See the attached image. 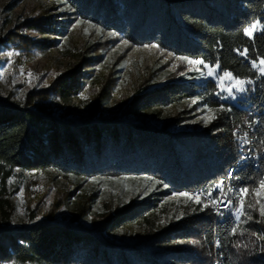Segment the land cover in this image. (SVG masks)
<instances>
[{"label":"trees","instance_id":"trees-1","mask_svg":"<svg viewBox=\"0 0 264 264\" xmlns=\"http://www.w3.org/2000/svg\"><path fill=\"white\" fill-rule=\"evenodd\" d=\"M56 1L63 18L56 23L43 16L30 29L60 38L34 43L16 32L10 41L45 50L66 38L75 43L77 55L72 67L45 88L29 91L22 103L0 97V170L49 169L80 181L142 176L161 181L162 188L141 200L103 205L92 220V201L73 208L69 217L56 216L61 207L55 205L28 224L10 226L3 220L0 259L22 264H264V239L261 249L240 253L237 233H231L234 217L217 218L211 206L201 210L197 204L177 219L157 221L164 197L206 192L227 174L241 154L238 133L247 121L254 151L264 149V75L250 63L264 58V0ZM254 22L260 29L249 38L243 30ZM83 25L94 29L88 36L98 27L103 29L98 35L106 38L79 41ZM108 32L132 46L155 44L176 56L219 61L221 70L254 83L231 100L221 98L211 77L195 82L150 75L121 86L95 80V66L113 41ZM245 48L250 59L237 51ZM90 88V109L77 116L71 110L57 115L46 101L51 95L67 101ZM191 99L198 100L195 108L213 109L215 119L185 126L186 110H174ZM221 105L230 110L221 111ZM263 171L264 162L261 167L244 164L234 174L233 187H257ZM3 204L0 200L1 210ZM247 227L264 236V223Z\"/></svg>","mask_w":264,"mask_h":264},{"label":"rangeland","instance_id":"rangeland-1","mask_svg":"<svg viewBox=\"0 0 264 264\" xmlns=\"http://www.w3.org/2000/svg\"><path fill=\"white\" fill-rule=\"evenodd\" d=\"M63 8L56 0H0V97L8 99L13 103H22L26 94L32 90L45 88L52 80L66 69L72 67L77 55L75 43L69 39L59 40L55 46L45 50L37 47H18L10 38H14L16 32H20L32 39L34 43L44 42L51 38L52 34H42L35 29H30L34 21L40 17L47 16L48 22H59L63 16ZM256 23V22H254ZM253 24V23H252ZM251 26V25H250ZM249 26V27H250ZM87 29V32H85ZM260 24L257 23L258 31ZM90 31H94L89 26H81L77 34L79 41L82 39L104 40L106 35L100 37L95 30L93 37L88 36ZM253 32V33H254ZM52 38H60L54 36ZM113 40L108 49L103 54L100 64L95 66V80H112L114 86H121L130 80H140L152 75L156 80H181L200 82L205 78L199 77L196 71H190L197 66L188 65L186 61L177 59L170 52L161 48L125 46L121 37L110 36ZM151 46V45H148ZM105 47H102V50ZM14 53L11 58L6 53ZM18 53V55H17ZM199 67H203L202 65ZM261 67H264L262 65ZM24 69L21 74L20 69ZM28 72L32 76L27 75ZM184 73L181 75L180 73ZM216 81V80H215ZM118 83V84H117ZM252 85V84H251ZM248 86V88L251 87ZM227 86V85H226ZM91 89V88H90ZM91 91V93H90ZM93 89L78 94L75 97L63 101L61 98L51 95L46 101L53 107V112L57 115L71 110L77 116L85 113L92 104L91 96ZM219 92H221L219 88ZM227 96V93H223ZM86 96L87 99L81 97ZM244 93L237 94V97ZM234 100L232 98H228ZM193 99L186 100L182 105H178L174 110L178 112L185 109L184 116H190L185 122L187 127L205 125V119L213 116L214 110L210 108H195L191 103ZM242 137L243 133H238ZM257 152V151H256ZM259 165L264 162V149H258ZM148 177H92L80 181L75 178L61 176L53 170H29L15 167L10 171L0 170V200L4 202L3 210L0 209V224L5 223L10 226H20L31 223L53 209H58L56 216H70L72 209L87 206L91 201L93 207L89 218L91 220L102 212L103 205L110 206L124 204L132 198L141 200L146 196H154L160 190L161 184ZM264 178V171L260 180ZM259 180V181H260ZM259 186V184H258ZM248 188L249 193L244 195V206L247 215L242 216L237 233L238 242L236 247L240 253L252 251L254 248L261 249L263 245L262 234L250 231L247 227L255 222L264 223V216L260 214V208L264 205V192L256 195L253 189ZM227 196L237 204L239 190L232 187V192L228 191ZM183 193V192H182ZM197 194L201 192H187ZM161 210L157 213V221L167 223L179 218L181 215L191 212L197 206L193 200H188L184 196L169 195L161 200ZM251 204L253 207L248 208ZM234 206V205H233ZM212 211L217 217L214 208ZM3 211V212H2ZM251 216V219H248ZM220 218V217H217ZM235 219V215H234ZM195 245L196 242H194ZM0 264H22L10 259H0ZM31 264V263H26ZM212 264H219L212 261Z\"/></svg>","mask_w":264,"mask_h":264},{"label":"snow or ice","instance_id":"snow-or-ice-1","mask_svg":"<svg viewBox=\"0 0 264 264\" xmlns=\"http://www.w3.org/2000/svg\"><path fill=\"white\" fill-rule=\"evenodd\" d=\"M78 23H84V21H78ZM90 23V22H88ZM257 23H253L251 24L250 27L245 28L244 31V35L248 36L249 38H253V32L254 30L257 28ZM103 31V29H100L97 27V32H101ZM261 31L264 32V27L261 28ZM85 32H87V29H85ZM109 36H115L116 33L114 32H108ZM122 43L127 46L129 44V41L127 40H123ZM144 47H152V48H157L159 47L158 45H145ZM239 55L243 56L245 59H250L249 54H248V49L245 48L243 51L241 50H237ZM14 53L12 52H8L6 53V56L8 58H11L13 56ZM18 55V53H17ZM169 55L171 56L172 53H169ZM177 59H180L182 61H186V63L188 65H194L197 66L194 69H189L190 71H196L198 72L200 75L197 78H214L217 82V87L220 88L221 92L223 93H227V96H222V99H228V98H232L235 99L237 94L240 93H246L249 89L248 86L253 84L254 81L251 79H241L238 77L233 76V74L227 70H221L220 69V64L219 61H216L215 64H211L209 62H206L204 59L202 58H196V59H192V58H186V57H177ZM251 63V67L253 69H256V71L258 72L259 75H264V67H261L262 65H264V58H260L257 57L256 59H251L250 61ZM203 66L202 68L199 66ZM21 74H24V69L21 68L20 69ZM181 75H184V73H180ZM27 75L29 77L32 76L31 72H28ZM227 85V86H226ZM219 95V93H218ZM81 97L83 99H87L86 96H83V94H81ZM198 102L197 99H193L191 101L192 104H196ZM221 111L224 110H230V109H224L223 105H221L220 108ZM211 119H215V116H211L205 119V123H208ZM244 139V143H247V133L245 134ZM147 179H152L151 177H148ZM156 183H162L161 181H156ZM224 181H220L218 183H216L213 186H210L209 189L205 192V193H197V194H189L187 192L184 193H174V195H179V196H184L186 197L188 200H193L195 203L202 205L201 210L206 209L208 207H213V208H219V206L221 204H224V200L219 197V196H213V192L217 189L221 190V192H223V185H224ZM165 187H167V185H164ZM229 192L232 191L231 188L228 189ZM253 191L255 192L256 195H261L262 192H264V178H262L259 181V186L258 189H253ZM249 193V189L248 188H242L239 189V198H238V202L235 205V220L236 221H240L242 216L247 215L246 211H245V206H244V195ZM227 206L232 207L233 206V202L231 199L227 200ZM248 208H252L253 206L251 204H249L247 206ZM260 214L262 216H264V205L261 206L260 208ZM91 219V218H89ZM248 219H251V216H248ZM239 228V224H237L236 226L231 228V233L232 234H236V232L238 231ZM260 239H264V236L258 237ZM217 246L219 247V242L217 244Z\"/></svg>","mask_w":264,"mask_h":264},{"label":"bare ground","instance_id":"bare-ground-1","mask_svg":"<svg viewBox=\"0 0 264 264\" xmlns=\"http://www.w3.org/2000/svg\"><path fill=\"white\" fill-rule=\"evenodd\" d=\"M252 132H253V127H252L251 123L247 121L245 123L244 127L240 130V133H243L242 137H240L241 154L239 155V158H238L236 164L233 165L229 169V171L227 172L228 177H230V179H228V181H227L228 188L232 189V187H233V179H234L235 172H237L240 169V167H242L244 164H246V162L248 160L253 161L256 159V156H258L257 152H255L256 150L254 151V149L252 147L253 143H254ZM246 133H247V140H248V142L246 144H247L248 150H253V151H246V154H244V139L243 138L245 137ZM243 154H244V157H243ZM214 210L218 215L217 217L223 216V211H220L218 208H214Z\"/></svg>","mask_w":264,"mask_h":264},{"label":"built area","instance_id":"built-area-1","mask_svg":"<svg viewBox=\"0 0 264 264\" xmlns=\"http://www.w3.org/2000/svg\"><path fill=\"white\" fill-rule=\"evenodd\" d=\"M246 151H253V150H248L247 144L244 143V154H246ZM244 154H243V157H244ZM258 157L259 156H256L255 161H247V164H245V166L249 165L250 163H253V165L255 167H258L259 166ZM228 179H230V177H228V174H226L225 176L220 178V180L218 182H220V181L225 182L223 185V192H221V190L217 189L213 192V195L219 196L224 200V204H221L218 208L220 211H223V217H226V216L234 217V215H235V204H233L234 206H232V207L227 206V200L229 199L227 196V181H228ZM197 191H200L201 193H205V191H203L202 189L197 190ZM232 202H233V200H232Z\"/></svg>","mask_w":264,"mask_h":264}]
</instances>
